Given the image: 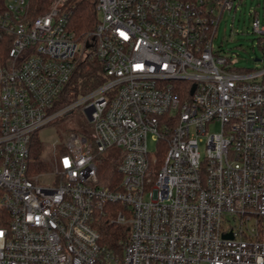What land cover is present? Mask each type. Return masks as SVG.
I'll list each match as a JSON object with an SVG mask.
<instances>
[{
	"label": "built area",
	"instance_id": "built-area-1",
	"mask_svg": "<svg viewBox=\"0 0 264 264\" xmlns=\"http://www.w3.org/2000/svg\"><path fill=\"white\" fill-rule=\"evenodd\" d=\"M237 1L96 0L97 24L78 38L69 0L38 16L32 0H6L0 264H264V24L253 15L262 68L236 67L214 43ZM88 58L105 82L65 102ZM74 111L92 133L71 132L58 168L41 170L34 135ZM105 158L116 189L100 184ZM108 203L124 207L109 222L130 227L116 249L97 226Z\"/></svg>",
	"mask_w": 264,
	"mask_h": 264
},
{
	"label": "rangeland",
	"instance_id": "rangeland-1",
	"mask_svg": "<svg viewBox=\"0 0 264 264\" xmlns=\"http://www.w3.org/2000/svg\"><path fill=\"white\" fill-rule=\"evenodd\" d=\"M253 15L258 16L264 24V0H238L234 8L222 16L214 40L215 49L232 59L236 67L245 71L263 66L256 61L257 58H262L263 51L259 46L258 34L253 32ZM220 130V124L212 125L209 129L211 133ZM73 131L85 135L92 133V127L78 111L61 115L52 124L40 130L39 136L43 142L41 158L45 165L41 170L54 173L58 168L61 148L66 137ZM148 148L150 152L156 151V142L151 137L148 140ZM204 148L205 144H201L200 151L203 152Z\"/></svg>",
	"mask_w": 264,
	"mask_h": 264
},
{
	"label": "trees",
	"instance_id": "trees-1",
	"mask_svg": "<svg viewBox=\"0 0 264 264\" xmlns=\"http://www.w3.org/2000/svg\"><path fill=\"white\" fill-rule=\"evenodd\" d=\"M51 0H32V10L35 16L44 14ZM6 0H0V13L4 10ZM68 7L71 10L69 18V29L81 38L87 32L93 30L97 24L96 0H69ZM106 80L102 63L97 58H88L79 62L74 75L67 87L63 100L69 102L70 98L86 94ZM71 91V93H68ZM43 143L38 135H34L32 154L35 159H40ZM118 163L113 160L103 159L100 163V184L110 189H116L121 176L117 171ZM2 191L0 190V197ZM120 203H108L104 210L108 216L101 218L97 223L98 230L102 236V244L109 248H120L119 242L126 241L129 236L130 227L111 223L109 216H114L116 211L123 209ZM10 222L9 212L0 206V226H7ZM122 249V246H121Z\"/></svg>",
	"mask_w": 264,
	"mask_h": 264
},
{
	"label": "water",
	"instance_id": "water-1",
	"mask_svg": "<svg viewBox=\"0 0 264 264\" xmlns=\"http://www.w3.org/2000/svg\"><path fill=\"white\" fill-rule=\"evenodd\" d=\"M194 89H195V86H194L193 89H192V93L194 92ZM225 237H226V238H231L232 235L229 234V235H226Z\"/></svg>",
	"mask_w": 264,
	"mask_h": 264
}]
</instances>
